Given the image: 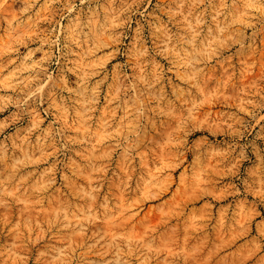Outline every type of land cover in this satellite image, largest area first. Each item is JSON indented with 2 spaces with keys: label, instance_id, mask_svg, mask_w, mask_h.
Wrapping results in <instances>:
<instances>
[{
  "label": "clouds",
  "instance_id": "9594fccd",
  "mask_svg": "<svg viewBox=\"0 0 264 264\" xmlns=\"http://www.w3.org/2000/svg\"><path fill=\"white\" fill-rule=\"evenodd\" d=\"M0 264H264V0H0Z\"/></svg>",
  "mask_w": 264,
  "mask_h": 264
},
{
  "label": "rangeland",
  "instance_id": "374dc122",
  "mask_svg": "<svg viewBox=\"0 0 264 264\" xmlns=\"http://www.w3.org/2000/svg\"><path fill=\"white\" fill-rule=\"evenodd\" d=\"M216 195L218 197H226L227 196V191H226V189L222 188V189H220V191L216 192ZM189 200H190V197H188V196L184 197V201L185 202H187ZM180 203H181V201L177 200V207L180 206ZM152 214L153 213H152L151 209H149L148 212H147V218H150L152 216Z\"/></svg>",
  "mask_w": 264,
  "mask_h": 264
}]
</instances>
